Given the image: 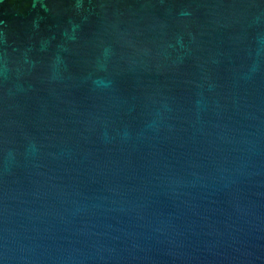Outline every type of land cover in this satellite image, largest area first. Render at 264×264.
Wrapping results in <instances>:
<instances>
[{"label":"water","instance_id":"1","mask_svg":"<svg viewBox=\"0 0 264 264\" xmlns=\"http://www.w3.org/2000/svg\"><path fill=\"white\" fill-rule=\"evenodd\" d=\"M0 264H264V0H0Z\"/></svg>","mask_w":264,"mask_h":264}]
</instances>
